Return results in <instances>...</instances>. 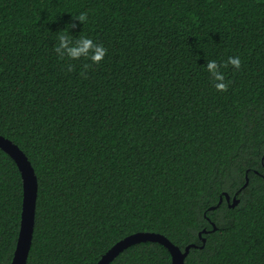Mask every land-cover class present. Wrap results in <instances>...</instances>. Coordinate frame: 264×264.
Instances as JSON below:
<instances>
[{
  "label": "trees",
  "instance_id": "16d2710c",
  "mask_svg": "<svg viewBox=\"0 0 264 264\" xmlns=\"http://www.w3.org/2000/svg\"><path fill=\"white\" fill-rule=\"evenodd\" d=\"M68 30L105 57L58 58ZM230 55L217 91L203 64ZM0 134L38 178L27 264H97L139 231L196 244L185 264H264V0H0ZM23 199L0 148V264ZM110 264L173 263L145 241Z\"/></svg>",
  "mask_w": 264,
  "mask_h": 264
},
{
  "label": "water",
  "instance_id": "95a60500",
  "mask_svg": "<svg viewBox=\"0 0 264 264\" xmlns=\"http://www.w3.org/2000/svg\"><path fill=\"white\" fill-rule=\"evenodd\" d=\"M0 148L7 152L16 161L22 173L24 184L22 219L17 246L11 264H27L35 229L39 188L38 178L32 162L17 143L0 134ZM248 182L249 181L247 180L244 186H246ZM222 199L223 198L221 197L219 204L222 202ZM226 199L228 202H231V196L228 193H226ZM238 202L239 199L236 195H234L230 205L234 207L236 204H238ZM215 228L216 226L214 229ZM145 241L159 242L165 245L172 255L173 264H185L186 257L188 256L191 248L197 247L196 244L192 243L188 244L182 250L178 245L174 244L167 236L162 233L154 231H139L117 241L102 255L97 264H110L126 248L133 244ZM203 242L205 244V238H203ZM204 244L201 245V247H203Z\"/></svg>",
  "mask_w": 264,
  "mask_h": 264
},
{
  "label": "clouds",
  "instance_id": "9594fccd",
  "mask_svg": "<svg viewBox=\"0 0 264 264\" xmlns=\"http://www.w3.org/2000/svg\"><path fill=\"white\" fill-rule=\"evenodd\" d=\"M87 16V11H81L75 18L83 23L87 20ZM73 26L69 25V27ZM54 50L60 59L67 58L75 61L84 58L92 64L99 63L107 53V49L103 44L94 41L92 37L80 34L78 38L73 39L69 30L58 34ZM228 65H231L234 70L239 69L241 67V57L230 55L226 60L219 63L215 59H207L206 63L203 64L204 70L209 74L210 82L217 91H226L231 82L225 79V73L221 71V68H227ZM72 67L73 65H68L69 70ZM84 67H89V64L85 63Z\"/></svg>",
  "mask_w": 264,
  "mask_h": 264
}]
</instances>
